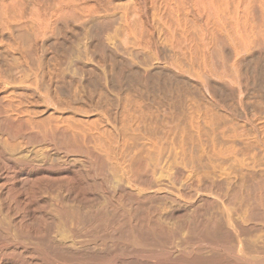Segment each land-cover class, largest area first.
I'll return each instance as SVG.
<instances>
[{"label": "bare ground", "instance_id": "obj_1", "mask_svg": "<svg viewBox=\"0 0 264 264\" xmlns=\"http://www.w3.org/2000/svg\"><path fill=\"white\" fill-rule=\"evenodd\" d=\"M239 1L0 0V264H264V184L190 188L182 180L184 161L185 170L173 162L166 172L160 159H153L161 154L156 120L145 133L148 152L139 146L132 155L125 153L123 139L143 134L146 123L141 104L125 97V86L147 96L165 86L167 101L172 96L167 76L148 70L125 78L122 72L90 75L93 69L67 74L63 53L50 63L41 58L43 52L34 56L41 45H96L103 61L107 51L117 61L126 56L122 42L108 32L121 31L142 46L154 44L155 32L175 34L176 25L186 34L193 24L199 44L205 49L212 39L218 57L222 14L227 3ZM207 32H214L210 40ZM5 34L8 43L2 42ZM71 54L66 62L77 56ZM125 65L135 68L129 60ZM115 106L117 115L111 112ZM171 123L161 127L164 132H176Z\"/></svg>", "mask_w": 264, "mask_h": 264}, {"label": "rangeland", "instance_id": "obj_2", "mask_svg": "<svg viewBox=\"0 0 264 264\" xmlns=\"http://www.w3.org/2000/svg\"><path fill=\"white\" fill-rule=\"evenodd\" d=\"M260 1L255 0L254 2L253 0H249V1L240 0L238 3L239 5L238 4L236 5L237 8L236 6H234L235 4L232 3H231L232 5L230 3H227L226 4L227 7H225V4L223 5V8L225 7V11L222 14L223 15L222 23L225 30L223 29L224 32H221V35H224L222 38L224 41L225 40L226 41L225 42L223 41L224 47L222 46L220 48L221 51L219 50L220 54L218 55V57H216V53H215L218 47L213 43V40L211 39L214 35V32H207V36L209 37V40L210 39L211 40L209 41L210 44L208 43L207 47L203 49V47L198 42L199 41L198 39L200 37V32H198V29L196 28V26L198 25L195 26L193 24L191 26L192 28L193 26H195V30L194 28L188 29L189 31L187 30L186 34L185 32L183 33V31H185L184 29H181L176 25L174 27L175 34L173 32H171V34L168 32L166 35L165 34L166 32H161V33L155 32L154 44H152L153 42H149L147 44L143 43L142 46L138 43H134L130 39L129 40L126 39L125 38L126 36L121 31H119V33L108 32V37L110 36L119 37L120 42H122V50H124L123 53L126 56H124L123 59L122 57H119L118 58L119 60L117 61H113L110 59L111 58L110 51H107L105 53L106 61H103L101 59V56L97 55L98 51H96L95 49L97 48L96 45L91 46L90 47L91 50L90 48H84L83 45H76V47L78 46L76 49L75 47H73L74 45L71 46L72 49L68 45H64V44H62V46L55 45L52 47L41 45L37 49L39 50L38 53L34 56L39 55L41 57V55L43 54L41 58H43L44 60L50 63V62H54V60L56 62L58 58H60V56L63 55L64 61L61 62L63 63L64 71L66 72L68 70L67 74H74V73L89 74L93 69L94 72H92L90 75L106 73L114 77L115 75H117V73L122 72L120 75H122L125 78L127 76H131L134 73L141 75L143 74L144 70H148L149 73L154 75H159L161 78H165L167 76L166 78L167 80H169L170 83L174 81L173 84L171 83L172 85L170 83L168 85V87L171 86L169 89L171 90L172 96L168 98L167 101H166L167 96L164 93L165 86H162L160 88L157 87L158 89L155 88V90L153 91L154 93L152 92L151 94H149V96L138 93L137 91L132 89V87L129 85L125 86L124 92H125V97L127 98L128 96V102L130 103L132 102L136 104L135 102L137 101V105L138 103L141 104L140 107L143 108L142 112L144 114V121L146 120V123L143 122L144 125H142L140 128L143 131V134L139 130L138 136L135 139H132V141L131 138L129 141V138L126 137L125 140L129 141V142L127 141L126 143L124 142L123 139L122 141L123 146H127L125 147V153L132 155L133 154L132 152L138 149L139 146L140 149L142 147L145 153H147L148 152L147 149L149 150L150 147L149 145H147V142H145L147 138V134L145 135V133L149 134L148 131L151 128L150 126L152 125L156 126L158 124L159 128L162 129L161 133L160 130L158 132V139L161 141V143L158 141L159 142L158 145L161 148V151L159 153L161 154L159 155L158 153H154L155 155L153 159L154 160L156 158L160 159L161 163L164 164L165 167L164 169H166L165 170L166 172H169L171 166L170 164H173V162L174 164L176 163L178 166L180 165L179 167H181V163L182 161H184L185 162V163L183 162L184 167L187 168V170L184 172L187 173L186 175L184 173V177L182 180L183 181L188 180L189 183L191 184L190 188H204V187L205 188H250L251 184L254 185L256 183L257 185L259 183V186H261V183L264 184V1L263 0ZM235 10H237V13ZM8 22L10 23V21ZM8 22L6 21V24ZM193 30L196 31L197 33L194 32ZM167 36L170 37L166 38ZM190 38H192V40ZM8 39L10 38L7 37V34H5V37L2 39V42L4 43L5 41V43H8L10 41ZM12 39L15 42H18L16 40L17 38L13 37ZM18 40L20 42V39ZM29 41H30L29 39L28 40L25 39L26 44L29 43ZM164 41L166 42L164 43ZM81 46L83 48H81ZM41 47H44L45 49L44 48L41 49ZM54 47L56 49H54ZM201 48L202 51H200ZM73 49L77 50V52L75 51V54L73 53L74 52ZM82 49H85V52ZM68 50L72 52L71 54L72 56L79 55L80 60H79V56L78 57L76 56L73 57L71 60H67V62L69 61L67 63L65 60V56L71 53ZM126 50L128 54L125 53ZM40 52L43 53H41L40 55ZM47 52L48 54H46L45 56V53ZM80 53L81 54L84 53V55H80ZM91 53L94 54V56L91 55ZM52 54L54 57L52 56ZM107 54L109 57L107 56ZM136 54H138L137 57L139 59L137 58L134 60L133 57L132 58L131 56L129 57V55L135 57ZM83 56L87 58H84ZM127 57L130 62H133L135 64L134 69H129V68L128 70L126 69L127 67L125 65V61H128L126 59ZM120 59H122L123 61ZM89 62L90 63L92 62V64H90ZM99 62L101 66L103 65L102 67H104L105 64V67L101 68L100 66L99 68ZM102 62H104V64ZM115 62L121 65H117L118 67L115 68L114 67L116 64ZM141 62L143 64H140ZM68 64H71L70 68L69 66L64 67L65 65ZM72 66L74 69L71 68ZM77 66L78 68H76ZM122 66L123 69H125V71H123ZM111 67H114L113 70H111ZM96 70L97 72L100 71V73H97ZM114 70L117 71L114 72ZM50 71L51 70L49 69L45 70L46 73H50ZM133 71L135 72L132 73ZM168 77H170V79ZM128 86L130 88H128ZM128 94L131 97L130 100ZM158 100L160 102H158ZM112 109H111L112 113L115 111L114 112L115 114L113 113L114 115L119 114L120 108H117L115 106ZM151 112L153 117L151 115ZM174 114L178 119H176ZM187 114L189 115L190 118L188 117ZM167 115L168 118L166 117ZM169 118L172 119H170L169 121ZM155 120L158 121L155 123L156 125L153 124ZM149 122L152 125L148 124ZM169 122L170 124H172L171 122H173V125L176 127L175 129L176 132H173L174 130L168 132L169 131L168 128H166L168 131L165 129L164 132L163 128H161L162 126L167 125V123ZM189 122H190V126L189 125L188 126L190 128H188L187 126ZM160 123L163 124L160 126ZM180 127H183L184 131ZM145 128H149V129H145ZM191 128H192V133H191ZM180 131L181 133L183 131V133L181 134ZM140 134L143 136L140 137ZM159 134L163 136V138H161ZM187 135L189 138L187 137ZM173 136L175 138H173ZM183 136H184V142H183ZM142 137L145 138L143 139ZM140 139H143L144 142L141 141ZM162 139L165 143L164 142L162 143ZM134 144H139V145L137 146ZM143 145H147L148 147ZM165 145L167 150L165 148ZM127 148L128 150H126ZM181 148L182 150H180ZM175 150L178 151L176 152ZM188 150H189V154H188ZM190 154L192 156H190ZM165 158L167 160L166 162H165ZM181 168H183V165ZM185 168L183 169L185 170ZM203 172L206 174H204ZM196 174H198V176ZM189 175L190 177H188ZM185 176L187 177V179ZM178 186L180 187V185ZM178 186L173 185L171 186V188H179Z\"/></svg>", "mask_w": 264, "mask_h": 264}]
</instances>
